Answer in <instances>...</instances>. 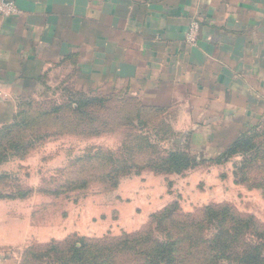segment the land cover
Instances as JSON below:
<instances>
[{"label":"rangeland","instance_id":"obj_1","mask_svg":"<svg viewBox=\"0 0 264 264\" xmlns=\"http://www.w3.org/2000/svg\"><path fill=\"white\" fill-rule=\"evenodd\" d=\"M74 82L45 80L32 96L16 103L11 118H0V130L19 123V135L30 143L26 152L0 162V263L58 264L54 253L44 249L66 240V248L58 251L63 256L70 242L80 240L107 244L137 235L140 245L148 247L154 233L160 234L156 219L164 211L163 225L173 241L181 237L176 224L201 218L208 206H227L264 228V154L245 164L241 154L220 161L225 148L218 147L252 129V142L264 149V112L237 134L173 133L165 117H137L132 97L96 94L102 104L75 118L69 109L76 97ZM135 136L146 137L153 147L133 150L135 162H157L177 151L188 156L189 166L160 173L146 164L139 173L119 177L114 186L104 183L106 172L92 158L97 153L128 158L125 147ZM70 181L79 183L70 188ZM243 238L251 242L256 237ZM135 248L106 250L107 264H142ZM203 253L201 245L190 251L184 246L176 264H200ZM32 256L40 258L33 262Z\"/></svg>","mask_w":264,"mask_h":264},{"label":"crops","instance_id":"obj_2","mask_svg":"<svg viewBox=\"0 0 264 264\" xmlns=\"http://www.w3.org/2000/svg\"><path fill=\"white\" fill-rule=\"evenodd\" d=\"M6 1L19 14L0 18V118L45 80L132 97L173 133L237 134L264 112V0Z\"/></svg>","mask_w":264,"mask_h":264},{"label":"trees","instance_id":"obj_3","mask_svg":"<svg viewBox=\"0 0 264 264\" xmlns=\"http://www.w3.org/2000/svg\"><path fill=\"white\" fill-rule=\"evenodd\" d=\"M75 95V100L69 104V109L75 118L85 116L87 110L102 104L104 100L96 94H87L89 96H86L80 90L75 91ZM110 98L111 96L107 99ZM115 99L112 97L110 101ZM128 99L135 105L137 117H157L162 113L159 109L142 106L134 98ZM124 102L126 101L124 100ZM92 115L93 113L89 114L91 117ZM21 128V124L14 123L0 130V162L12 155H21L29 149L30 143L19 135ZM251 130H246L228 145L220 155V161L236 154H241L245 158L248 155V159H243L245 164L259 152L264 154V149L259 150L258 146L252 142ZM145 140L146 137L135 136L131 140V145L125 147L126 150H129V156L123 160H119L110 153H97L92 159L98 161L106 172L101 180L114 186L119 177L139 173L144 170L143 165L146 164L149 168L160 173H178L189 166L188 156L177 151L169 152L165 157L159 158L157 162L149 160L144 164L135 162L133 150L153 149L150 143ZM78 183L70 181L68 187L75 188ZM165 212L167 211L161 213L156 219L158 227L155 229L160 234L154 233L155 239L148 247L143 248L142 244L140 245V237L132 235L125 236L118 242L107 244H89L85 240L70 242L71 245L64 256L58 251L66 248L62 246L68 243L67 240L62 244L47 246L44 251L54 253V260L58 264H107L110 255L105 251H111V248L120 245L122 248L137 247L133 253L141 258L142 264H176V255L180 248L186 246L190 251L201 245L205 253L198 258L200 264H264V228L258 226L252 217L235 215L227 206H208L204 209L201 218L187 219L186 222L182 220L180 223L183 225L176 224L181 228V237L173 241L170 236V228L163 225ZM206 232H208L207 235ZM247 234L254 235L256 238H253L251 242H246L243 236ZM38 258L40 256H32V261L36 262ZM28 260L29 258H26V261Z\"/></svg>","mask_w":264,"mask_h":264},{"label":"built area","instance_id":"obj_4","mask_svg":"<svg viewBox=\"0 0 264 264\" xmlns=\"http://www.w3.org/2000/svg\"><path fill=\"white\" fill-rule=\"evenodd\" d=\"M19 14L17 6L12 1L0 0V18H13ZM200 26L198 22L189 23L185 34V43L190 46H196L198 42Z\"/></svg>","mask_w":264,"mask_h":264}]
</instances>
